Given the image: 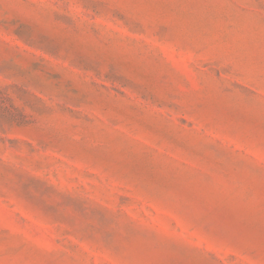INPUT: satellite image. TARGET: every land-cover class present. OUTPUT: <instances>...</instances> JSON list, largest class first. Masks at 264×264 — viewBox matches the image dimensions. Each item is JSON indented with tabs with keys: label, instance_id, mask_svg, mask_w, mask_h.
Returning <instances> with one entry per match:
<instances>
[{
	"label": "rangeland",
	"instance_id": "1",
	"mask_svg": "<svg viewBox=\"0 0 264 264\" xmlns=\"http://www.w3.org/2000/svg\"><path fill=\"white\" fill-rule=\"evenodd\" d=\"M0 264H264V0H0Z\"/></svg>",
	"mask_w": 264,
	"mask_h": 264
}]
</instances>
